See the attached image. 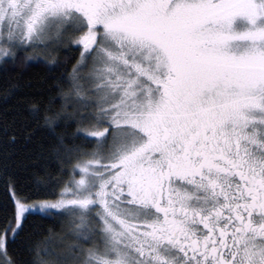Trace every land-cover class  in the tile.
<instances>
[{"label": "snow or ice", "instance_id": "snow-or-ice-1", "mask_svg": "<svg viewBox=\"0 0 264 264\" xmlns=\"http://www.w3.org/2000/svg\"><path fill=\"white\" fill-rule=\"evenodd\" d=\"M37 49L78 57L29 108L69 175L7 176L0 264L38 213L67 241L28 264H264V0H0V65Z\"/></svg>", "mask_w": 264, "mask_h": 264}, {"label": "trees", "instance_id": "trees-1", "mask_svg": "<svg viewBox=\"0 0 264 264\" xmlns=\"http://www.w3.org/2000/svg\"><path fill=\"white\" fill-rule=\"evenodd\" d=\"M36 51L41 55L33 53L35 58L25 60L21 54L20 60L0 65V213L10 206L7 176L11 175L26 188H31L37 178L67 179L69 175L60 170L61 165L54 151L55 133L44 124L43 119L37 122L29 108L31 104L41 102L55 110L62 108L65 100L61 93L68 91L67 77L78 57L74 49L61 50L59 56L67 59V63L53 65L43 58V49ZM29 52L32 50L29 49ZM61 76L65 78L61 81L63 88L56 86ZM76 127L72 121H68L67 128L61 123L56 133L70 134ZM67 143L72 144V139H67ZM65 224L66 218L62 217L39 213L29 217L17 239L21 264H28L32 259L28 251L30 243L46 239L57 248L65 243L67 238L62 230Z\"/></svg>", "mask_w": 264, "mask_h": 264}, {"label": "rangeland", "instance_id": "rangeland-1", "mask_svg": "<svg viewBox=\"0 0 264 264\" xmlns=\"http://www.w3.org/2000/svg\"><path fill=\"white\" fill-rule=\"evenodd\" d=\"M37 50H41V49H37ZM83 71H84L85 73H87V72L90 71V68L84 69Z\"/></svg>", "mask_w": 264, "mask_h": 264}]
</instances>
